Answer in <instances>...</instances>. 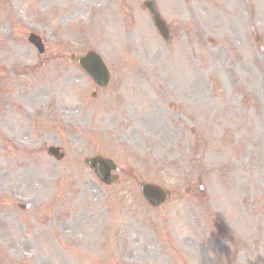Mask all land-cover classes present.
<instances>
[{
    "label": "rangeland",
    "instance_id": "374dc122",
    "mask_svg": "<svg viewBox=\"0 0 264 264\" xmlns=\"http://www.w3.org/2000/svg\"><path fill=\"white\" fill-rule=\"evenodd\" d=\"M0 264H264V0H0Z\"/></svg>",
    "mask_w": 264,
    "mask_h": 264
},
{
    "label": "water",
    "instance_id": "95a60500",
    "mask_svg": "<svg viewBox=\"0 0 264 264\" xmlns=\"http://www.w3.org/2000/svg\"><path fill=\"white\" fill-rule=\"evenodd\" d=\"M158 29L161 30V25H157ZM29 43H31L39 53L43 52V47L39 38L34 35H31L28 39ZM79 66L82 70L88 74L93 81L99 86H105L108 80V73L106 68L104 67L100 58L93 52H88L85 56L76 59ZM48 153L54 156L57 159L61 158V155H58V151L56 149H49ZM85 164H87L91 171L97 176V178L105 183L111 184L116 181L115 177L110 176L111 171H117L118 169L112 164V162L102 159L101 157H94L90 159H86ZM141 193L145 200L152 207H157L162 204L166 197L167 193L161 188L143 185L141 187Z\"/></svg>",
    "mask_w": 264,
    "mask_h": 264
}]
</instances>
